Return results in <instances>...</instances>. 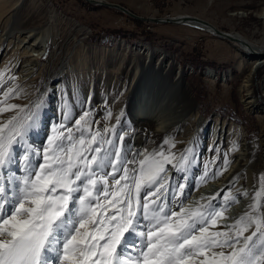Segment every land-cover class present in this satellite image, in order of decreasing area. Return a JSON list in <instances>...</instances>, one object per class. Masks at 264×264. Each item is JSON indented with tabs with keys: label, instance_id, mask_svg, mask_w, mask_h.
<instances>
[{
	"label": "snow or ice",
	"instance_id": "1",
	"mask_svg": "<svg viewBox=\"0 0 264 264\" xmlns=\"http://www.w3.org/2000/svg\"><path fill=\"white\" fill-rule=\"evenodd\" d=\"M15 80L0 72V264H264V173L248 210L224 223L248 192L221 189L185 206L193 146L177 155L166 136L158 149L129 158L123 111L116 124L93 129L91 110L72 122L75 93L64 92L61 121L36 147L29 136L41 127L46 94L12 103L24 94ZM231 163L225 153L211 176L206 164L199 184ZM169 165L183 175L169 176Z\"/></svg>",
	"mask_w": 264,
	"mask_h": 264
},
{
	"label": "rangeland",
	"instance_id": "2",
	"mask_svg": "<svg viewBox=\"0 0 264 264\" xmlns=\"http://www.w3.org/2000/svg\"><path fill=\"white\" fill-rule=\"evenodd\" d=\"M104 1L123 6L134 16L143 19L133 17L115 7L85 0H39L40 6L35 4L36 2L33 5L28 1L20 5L18 19L15 17L9 19V23L7 22L5 26L8 15L6 10L12 6L14 0L5 1V12L0 17V47H7L9 41L16 45L20 38L27 34H23V29L15 27L14 19L19 21L23 18L25 21L27 18H33L34 24H44L41 31H48L46 42L40 43L37 48L46 46L38 52L39 73L37 69L34 76L26 81L19 83L17 77V81L14 82L23 89L24 94L20 99L11 102L26 105L35 100L42 92L45 82L49 81L45 90L49 96L44 97L46 103L41 113V127L38 131L30 133L29 142L36 147L46 143L51 126L62 119V94L74 92L76 106L73 110L72 122L84 110H91L93 119L99 122L93 124V129L102 130L106 124H116L115 117L123 111L124 115L118 127L124 131L131 129L130 135L126 136L123 142L125 151L130 152L129 158L134 151L138 153L137 149L132 150L134 142L130 138L133 135L132 125L135 122L132 120L133 117H128L125 89L133 73L131 72L132 49L139 45L150 46L157 49L155 60L159 52L163 51L176 61L180 69H184L183 79L189 93L191 108L190 116L186 115L176 125L174 122L170 124L173 127L172 132H163L161 136L153 138L143 135L139 139L138 146L143 151L147 149L151 152L158 149L164 138L168 136L174 138L176 144L186 139L185 142H189L186 146L194 147L196 159L187 173L189 181L184 198V201H187L194 196V191L208 188L218 178H209L206 183L199 184V177L204 173L206 164L211 176V173L222 165L225 153L231 161L233 157L230 155L232 153L230 149L233 144L244 149L245 146L240 144L246 143L247 150H238L234 154L241 151L248 154L244 158L246 160L244 163L247 165L241 170L238 182L233 181L225 188L234 190L233 194L238 193V190H247L248 196H241L240 202L233 205L246 204L253 195L257 177L264 173V120L261 116L258 117L256 111H248L245 106L246 90L241 86L243 73L237 67V61L242 60L238 46L233 45L230 39L212 35L201 27L172 21H148L144 18L154 15L166 19L186 14L211 23L218 31L237 32L251 41H258L262 37L260 30L263 22L258 14L264 7V0ZM237 12L239 13L234 14ZM17 34H22L19 39ZM32 52L37 53L34 50ZM2 59L4 58L0 56V72L5 73L7 79L9 68L7 72L2 70ZM243 60L248 69L249 61L246 65V59ZM208 69L214 70L218 77L209 73ZM10 73L12 74L9 76L17 75V71ZM254 76L251 89L255 97L260 98L258 104H263L264 64L257 66ZM8 83L11 85L13 81ZM108 110L113 113V119L110 121L105 119ZM8 115L11 114L5 113L4 117ZM215 118L228 126L237 125L243 137L240 138L239 134L235 133L236 128L228 133L222 131L219 125L218 130L211 132L212 120ZM72 122H69V126ZM204 126H206L205 130H203ZM180 138L183 140H179ZM172 151L176 152L175 148ZM15 167L13 165L14 169ZM174 170L170 165L168 166L169 176L172 177ZM227 171H231V168L228 167ZM180 175L183 173L178 174ZM201 194L198 193L197 198ZM223 195L224 193L221 192L220 197L213 203H221ZM245 235H250V232Z\"/></svg>",
	"mask_w": 264,
	"mask_h": 264
},
{
	"label": "bare ground",
	"instance_id": "3",
	"mask_svg": "<svg viewBox=\"0 0 264 264\" xmlns=\"http://www.w3.org/2000/svg\"><path fill=\"white\" fill-rule=\"evenodd\" d=\"M5 1L8 0H0V17H2V14H4L5 12L4 11L6 8ZM27 1L32 3L33 5L34 2H36L35 4H38L40 6V3H38L39 0H14L12 6L10 8L8 7L9 9L6 10L8 12V15L4 23L5 26L9 21V19L11 20V18L13 19V17L18 19L17 13L19 12V6L25 4ZM85 1H90L93 2L94 4H103L109 7H115L121 10L122 12L132 15L133 17H136L138 19H143L142 17L134 16L130 11L125 9L123 6L117 4L106 3L104 0H85ZM238 13L239 12L234 14H238ZM258 15L259 18L263 19L262 30H260V34L262 37L258 41L256 40L251 41L250 39H247L245 36L237 32L226 33V32L218 31L211 23L206 22L200 18H195L186 14L177 15L166 19H161V18H157L154 15H149L145 17L144 20H148V21L155 20L157 22L172 21L174 23L184 24L188 26L201 27L209 31L212 35L222 37L228 40L230 39V42L233 45L236 44L238 46V49L240 51L239 56L242 59V60L239 59L237 61L238 63L237 67L243 73V80L241 86L246 90V99L244 101L245 106L248 111L251 112L256 111L258 117L261 116L264 120V103L258 104V99L260 98L255 97L251 89V86L254 83V78H255L254 75L257 66L264 64V7L259 11ZM32 20L33 18H27L25 21H23V18L20 19L19 21L14 19V23L16 22L15 27L18 29H23L24 30L23 34L24 33L27 34H25L21 38L20 36L22 34L21 35L17 34L18 35L17 38L18 39L20 38V41L16 45H13L11 41H9V44L7 43L8 46L6 45L7 47H0V56L4 58L2 59V63H1L2 70L4 71L6 70L7 72L9 68L8 74L6 73L8 76L12 74L10 73V71L11 72L17 71L16 78L18 77L19 83H22L26 81V79H28L29 77L34 76V74L37 72L36 71L37 69H39L37 72L39 73L40 71V68L38 66L39 60L37 58L39 56L38 52L41 50V48L46 47L44 45L39 49H37L40 43L44 44L46 42V39L48 37V31L47 30L41 31V29L43 28L42 25L44 24L36 23V22H35L36 24H34ZM38 29H40L39 32ZM32 49L34 51H37V53L33 54ZM156 53H157V49H153L150 46L144 47V45H139L134 49H132L131 72L133 73L125 89V100H126L125 106L127 107L128 117H133L132 120L135 122L132 125L134 131L130 139L134 142V146L132 147V150L134 151V149L135 150L137 149L138 153L143 152V150H141V148L138 146L139 139L142 138L143 135L147 136L148 138H153V137L161 136V133L163 132H172L171 128L173 127L170 126L172 122H174L176 125L183 118H185L186 115L190 116L191 104H190V98L188 96L189 93L186 89L183 79L184 69H180V66L176 63V61L173 60L171 57H168V55L163 51L159 52V55L155 60ZM41 54L42 52L40 53V55ZM243 59H246V65L248 63L247 61H249L248 69L245 67V62H243L244 61ZM36 66H38V68H35ZM208 72L218 77L215 74L214 70L208 69ZM48 82L49 81L45 82L42 92L35 98V100H32L33 102L36 101L38 97H40L42 94H46L44 96L45 98L49 96V94H47V92L45 91ZM8 116L4 118H7ZM212 122H213V128L211 132L214 130H218L220 128L222 131H227L229 133L230 131L233 130V128L234 130L236 128L235 133L239 134L238 136L240 138L243 137L242 131L237 125H235L236 127H233V126H228L224 122L219 121L220 122L219 123L218 118H215L214 120H212ZM218 125L219 128L217 129ZM205 129L206 126H204L203 130ZM179 140H183V139L180 138ZM185 140H183L181 143L179 142L178 144H176L175 150L177 152V155H179L180 152L187 147L186 144H188L189 142L187 143L185 142ZM240 145L245 146V148L244 149L239 148V150H247L248 145L246 143L245 144L242 143ZM135 153L136 152L134 151V154ZM230 155L231 157H233L231 158L232 165L229 166V169L231 168V171H227L223 173V175L219 176L213 183L210 182L211 185L208 188L204 187V189L200 188L202 191L199 189H198L199 191L198 190L194 191V196L191 199L184 201L185 206H194L195 202L199 200L200 197L212 196L213 194L219 192L221 189L227 188L230 182H233V177H236L237 175L240 176L241 170H243V168H245L244 166L247 165V163H244L246 161L244 158L248 154H245V152L241 151L235 154L234 152H232L230 153ZM249 161L250 160H248V162ZM178 174L179 173H176L174 170L172 173V177L174 176L176 178L178 177ZM168 175H170L169 171H168ZM198 193H202V194L199 195L197 198ZM204 202L205 201H201V203ZM251 202H252V196L248 199L246 204L232 205L228 210L229 212L226 213L229 219L224 223H231L234 218H237L238 216L242 215L245 211L248 210L247 205H249ZM176 210H178V205L176 206Z\"/></svg>",
	"mask_w": 264,
	"mask_h": 264
},
{
	"label": "water",
	"instance_id": "4",
	"mask_svg": "<svg viewBox=\"0 0 264 264\" xmlns=\"http://www.w3.org/2000/svg\"><path fill=\"white\" fill-rule=\"evenodd\" d=\"M120 8V7H119Z\"/></svg>",
	"mask_w": 264,
	"mask_h": 264
}]
</instances>
